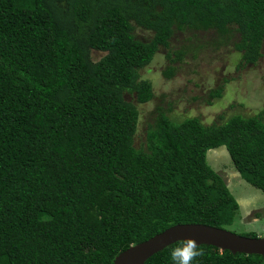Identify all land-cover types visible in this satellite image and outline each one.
<instances>
[{
  "label": "trees",
  "instance_id": "obj_1",
  "mask_svg": "<svg viewBox=\"0 0 264 264\" xmlns=\"http://www.w3.org/2000/svg\"><path fill=\"white\" fill-rule=\"evenodd\" d=\"M133 24L151 39L137 41ZM231 27L241 64L255 65L264 0H0V264H113L176 225L227 230L239 205L206 158L221 147L264 194V112L206 126L160 111L134 147L139 111L126 96L139 105L154 98L140 72L175 29ZM92 52L104 56L93 61ZM145 264L264 257L180 242Z\"/></svg>",
  "mask_w": 264,
  "mask_h": 264
},
{
  "label": "rangeland",
  "instance_id": "obj_2",
  "mask_svg": "<svg viewBox=\"0 0 264 264\" xmlns=\"http://www.w3.org/2000/svg\"><path fill=\"white\" fill-rule=\"evenodd\" d=\"M133 28L137 41L151 39V32L135 24ZM238 41L239 35L233 27L226 35L215 30L175 29L169 47L161 48L152 63L140 72L141 79L153 86V100L139 105L133 96H126L139 111L135 148L144 146L146 132L160 111L175 123L197 118L206 126L221 125L234 116L249 118L264 112V43L258 62L243 65L241 54L234 48ZM103 56L92 52L93 61ZM168 69L172 70L171 76L165 75ZM217 89L222 92L221 98L212 99L210 95ZM206 158L216 173L230 180L228 190L239 205L240 217L227 231L239 236L254 233L264 238V194L241 180L224 147L207 152ZM256 209L260 212L255 220L246 223L241 220L247 212Z\"/></svg>",
  "mask_w": 264,
  "mask_h": 264
},
{
  "label": "water",
  "instance_id": "obj_3",
  "mask_svg": "<svg viewBox=\"0 0 264 264\" xmlns=\"http://www.w3.org/2000/svg\"><path fill=\"white\" fill-rule=\"evenodd\" d=\"M185 243L188 248L211 246L233 255L264 257V238H247L200 224H185L170 227L164 232L120 253L113 264H145L152 256L176 243Z\"/></svg>",
  "mask_w": 264,
  "mask_h": 264
},
{
  "label": "crops",
  "instance_id": "obj_4",
  "mask_svg": "<svg viewBox=\"0 0 264 264\" xmlns=\"http://www.w3.org/2000/svg\"><path fill=\"white\" fill-rule=\"evenodd\" d=\"M232 180L231 179V185H232ZM226 181V184H227V187H229L230 185V180H225ZM246 204H248V202H246ZM260 210L259 209H256V210H250L249 212H247V214L244 216V217H241V220L242 221H245L248 222V221H253L255 220L256 216L259 214Z\"/></svg>",
  "mask_w": 264,
  "mask_h": 264
}]
</instances>
